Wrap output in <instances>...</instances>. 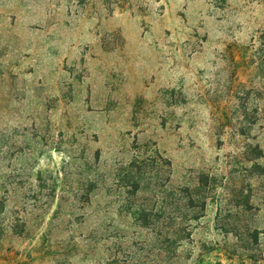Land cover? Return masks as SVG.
Wrapping results in <instances>:
<instances>
[{"label": "rangeland", "instance_id": "1", "mask_svg": "<svg viewBox=\"0 0 264 264\" xmlns=\"http://www.w3.org/2000/svg\"><path fill=\"white\" fill-rule=\"evenodd\" d=\"M0 202V264H264V0H0Z\"/></svg>", "mask_w": 264, "mask_h": 264}, {"label": "trees", "instance_id": "2", "mask_svg": "<svg viewBox=\"0 0 264 264\" xmlns=\"http://www.w3.org/2000/svg\"><path fill=\"white\" fill-rule=\"evenodd\" d=\"M134 190L129 193L128 201L126 204L128 213L131 215L132 221L135 225L139 226L140 228L147 229L155 226V222L151 219V216L148 212V210L140 204V201L133 199L134 196H136L140 184L138 181H135ZM179 189V193L177 195L179 202L181 203V211L183 213V216L180 217V224H183L185 221L188 224L191 221L198 220V216L195 215L197 213V208L200 205V207L203 206V200H201L198 196L200 195L198 190L195 188L190 187H183ZM2 203V202H0ZM180 226V225H179ZM189 240V233H186L184 229H178L173 233V237L171 236H165L164 239H162V245H168V248L175 247L174 249H171V251H168V258L177 259V249H179L185 242H188ZM170 260V261H171ZM169 261V262H170ZM105 263V262H104ZM105 264H108L106 262ZM195 264H225L222 261H220L217 258L212 257H200Z\"/></svg>", "mask_w": 264, "mask_h": 264}]
</instances>
